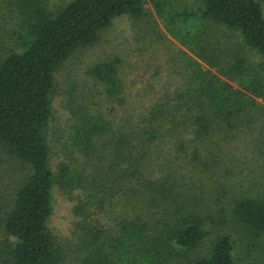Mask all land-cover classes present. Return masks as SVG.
I'll return each instance as SVG.
<instances>
[{
  "label": "trees",
  "instance_id": "16d2710c",
  "mask_svg": "<svg viewBox=\"0 0 264 264\" xmlns=\"http://www.w3.org/2000/svg\"><path fill=\"white\" fill-rule=\"evenodd\" d=\"M150 1L160 18L186 33L182 44H195L206 54L204 37L224 28L264 59V0H197L200 8L181 12L167 0ZM146 4L73 0L53 11L49 0H0V9L6 5L18 19L12 36L16 50L0 54V151L28 173L11 198L0 200V264H238L229 235L212 240L207 256L189 257L208 236L209 217L190 193L176 192V174L151 179L147 165H177L187 152L189 132L196 147L217 133L229 137L256 99H264V75L258 71L264 67L241 53L231 49L225 55V45L215 43L216 52L204 59L213 69L193 71L196 88L188 89L179 117H169L161 102L147 108L140 121L121 118L118 124L71 107L72 130L65 141L73 142L72 148L64 150L66 160L56 171L51 166L56 71L79 50L95 46L115 19L144 17ZM120 64L116 57L89 70L102 94L115 101L123 92ZM171 140L177 144L173 157L163 153ZM56 188L77 189L86 197L75 205L79 220L64 240L49 226ZM108 208L117 215L116 237L94 220ZM231 215L240 241L260 245L264 201L236 199Z\"/></svg>",
  "mask_w": 264,
  "mask_h": 264
},
{
  "label": "rangeland",
  "instance_id": "374dc122",
  "mask_svg": "<svg viewBox=\"0 0 264 264\" xmlns=\"http://www.w3.org/2000/svg\"><path fill=\"white\" fill-rule=\"evenodd\" d=\"M71 1L49 0V7L54 11ZM167 1L178 12L201 7L197 0ZM7 9L6 5L0 9V54L16 50L12 36L18 19ZM146 9L144 17L115 19L111 27L100 32L95 46L79 50L56 71V94L49 131L54 171L61 161L66 160L64 150L73 145V142L65 141L72 130L74 112L71 107L81 106L83 110L86 108L87 114L118 124L121 118L140 121L147 108L161 102L170 109L169 117H172L171 114L179 117L188 89L196 88L191 80L193 71L213 69L204 59L216 52V42L225 45V55L232 49V52L248 57L253 64L264 67V59L245 48L237 33L234 35L224 28L212 29L204 37L202 48L207 50L204 54L195 44H182L180 39L186 40V33L179 32L180 28L170 20L160 18L150 0H147ZM262 9L264 14V3ZM116 57L121 60L119 78L123 92L120 101L103 95L104 89L89 76V70L95 64ZM258 71L264 75V71ZM233 84L238 87L237 83ZM256 101V107L240 118L243 123L229 137L217 133L205 138L196 147L189 132L191 135L188 134L185 139L187 152L175 162L177 165H147L151 179L170 171L176 174V192L185 196L190 193L209 217L208 236L189 256L191 258L207 256L212 240L220 235H229L236 245L238 264H264V238L256 248L240 241L239 227L231 215V205L236 199L264 201V99ZM176 145V141L171 140L168 147H163V153L173 157ZM196 154L198 158L194 160ZM77 167L80 168V165ZM27 174L25 166L0 151V200L11 198ZM182 183L187 184L184 192L180 188ZM84 198L85 194L77 189H69L68 192L59 188L54 190V213L49 226L59 240L70 237L75 222L79 220L74 214V207ZM115 217L116 212L108 208L95 215L94 220L101 221L109 234L116 237L119 231ZM71 264L74 262L71 261Z\"/></svg>",
  "mask_w": 264,
  "mask_h": 264
}]
</instances>
